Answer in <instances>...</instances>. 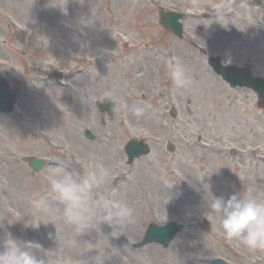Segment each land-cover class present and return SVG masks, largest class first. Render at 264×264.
I'll use <instances>...</instances> for the list:
<instances>
[{"label": "rangeland", "instance_id": "374dc122", "mask_svg": "<svg viewBox=\"0 0 264 264\" xmlns=\"http://www.w3.org/2000/svg\"><path fill=\"white\" fill-rule=\"evenodd\" d=\"M153 2L157 0H0V78L17 95L13 112L0 113V241L10 233L59 251L76 236L73 227L56 220L38 229L27 226L45 222L31 200L45 194L54 167L80 177L87 166L102 163L114 173L107 188L128 196L135 220L115 238L101 224L99 235L77 236L80 246L64 249V264H74L89 249L84 258L97 253L101 264H209L212 258L264 264V252H249L225 239L208 208L211 194L264 200V108L252 90L220 80L205 59L222 53L224 64H242L254 75H264V2L260 7L227 0ZM160 9L186 15L182 38L160 25ZM199 13L214 15L199 20L194 17ZM174 57L189 69L186 88H177L169 78ZM52 71H61L62 79H48ZM102 99L115 103L111 118L96 107ZM121 100L126 110L120 108ZM79 104L85 107L78 111ZM137 105L146 107L139 118L132 112ZM39 110L65 114L79 165L63 158L66 149L41 142L37 129L52 143L61 135L40 118ZM25 113L22 118L32 125L22 122ZM86 130L93 140L84 136ZM133 138L146 142L150 151L128 165L123 147ZM169 143L174 150H167ZM25 157L47 163L34 173ZM147 173L158 183L148 189L142 186ZM130 177L139 180L133 196L131 190L121 192ZM49 199L53 209L62 208ZM168 221L185 227L167 248L155 243L133 248L150 222Z\"/></svg>", "mask_w": 264, "mask_h": 264}, {"label": "clouds", "instance_id": "9594fccd", "mask_svg": "<svg viewBox=\"0 0 264 264\" xmlns=\"http://www.w3.org/2000/svg\"><path fill=\"white\" fill-rule=\"evenodd\" d=\"M168 74L177 88H186L191 84L189 69L178 57L168 63ZM119 106L125 110L128 108L122 100ZM145 111V106L132 108L137 118L142 117ZM113 176L114 173L102 163L87 166L80 177L62 167L51 169L45 194L31 200L33 208L43 214L45 222L37 221L27 226L38 229L42 223L62 221L73 227L76 236L66 239L56 251L55 248L45 249L37 241L18 240L8 233L0 241V264H64V249L78 248L80 245L76 237L87 233L97 221L108 224L112 237L123 234L125 226L135 220V209L116 189L107 188ZM211 196L209 215L219 221V229L225 239L237 242L249 252H264V200L239 193L227 198ZM49 197L62 208L53 209ZM165 224L157 227L162 228ZM55 236L57 239L56 229ZM48 238H52L51 233ZM87 252H81L74 264H101L102 257L97 253L94 257L84 258Z\"/></svg>", "mask_w": 264, "mask_h": 264}, {"label": "water", "instance_id": "95a60500", "mask_svg": "<svg viewBox=\"0 0 264 264\" xmlns=\"http://www.w3.org/2000/svg\"><path fill=\"white\" fill-rule=\"evenodd\" d=\"M182 14H179L176 12L172 13H166L163 14L161 23L166 27V29H169L171 32H173L175 35L181 36L182 33V25L178 21L180 19ZM209 64L212 66V69L218 74L222 76V79L228 81L232 86L234 85H242L243 87H249L258 94L259 99V105L264 106V79L263 78H257L252 77L251 72L246 68H237L236 66H222L220 64V60L218 57H210L209 58ZM14 95L11 94L9 90L8 83L0 79V111L4 112H10L12 111V104ZM107 110L111 112L112 106L109 104L107 105ZM88 137H91L90 133H87ZM147 145L143 144L141 141H130L125 149L126 153L128 155V161L131 162L133 160V157H138L141 155H145L148 153V147ZM168 149L172 150L173 145H168ZM28 165L34 169L39 170L43 164L44 161L42 159H36V158H27ZM158 225L150 223L142 241L140 243H137L135 246H141L145 243H151L156 242L159 244H162L163 246H167L174 238L177 232L182 229V225L177 224L176 222H169L166 223L164 227L158 228ZM213 264H225L221 260H213Z\"/></svg>", "mask_w": 264, "mask_h": 264}, {"label": "bare ground", "instance_id": "6f19581e", "mask_svg": "<svg viewBox=\"0 0 264 264\" xmlns=\"http://www.w3.org/2000/svg\"><path fill=\"white\" fill-rule=\"evenodd\" d=\"M96 63H97V59H96ZM99 68H101V66H99ZM81 73H83V75H84L85 71L81 70L80 74ZM58 89H62V88H58ZM81 107H85V104H79L78 107H77L78 111L82 109ZM25 116H28V114L25 113L23 116L21 115L20 118L25 117ZM39 116H40L41 119H44L47 122H51L55 126V128L57 127L56 130L59 133V135H61V139H57V141H55V143H52V139L47 137V134L44 131H42L41 129H39V130L37 129L36 131L38 133V136L42 139L41 142L49 143L53 147H55L57 150L66 149L67 152L61 154L63 156V158L67 159V161H70L74 166L79 165V162L76 159V156H77V153H78V150H77L78 147L76 145L75 140H73V135L69 132V131H71V129H70L71 126L69 124V121L67 119H65L66 118L65 114H63L61 112H58V111H55V112H53V114H50V115L47 114L46 115L44 110H39ZM22 122L26 123L28 125H30V124L32 125L34 123L32 121H27L26 118H22ZM75 137H76V135H75ZM77 137H76V140H77ZM214 152H215V149H214V151L212 153H214ZM145 176H146V178H144L145 181H144L143 185L141 184L142 186H145L148 189V188H150L152 186V184L153 185H157L158 184L157 182H155V180H154L155 178L151 177V179H150L149 173H147ZM4 181L5 182L6 181L10 182L12 184V182H11V180L9 178L6 179L4 177ZM137 181H139L137 178H135V177L131 178L130 177L127 180V186L126 187L123 186L121 192L128 193V191L131 190L132 194H130V195H132V196L136 195L137 192H138V190L136 188ZM123 197L125 199L128 198V196H126V195L125 196L123 195ZM129 202H131V201H129ZM98 224H101V225L105 226L109 231H112V229L108 226L107 223H104V222L100 223L99 221H97L96 223H94L93 228L90 229L86 233L87 236H91V234L93 232H96V234L99 235L98 232L96 231V228H97Z\"/></svg>", "mask_w": 264, "mask_h": 264}, {"label": "flooded vegetation", "instance_id": "af4514ba", "mask_svg": "<svg viewBox=\"0 0 264 264\" xmlns=\"http://www.w3.org/2000/svg\"><path fill=\"white\" fill-rule=\"evenodd\" d=\"M246 1V3H248V4H253L254 3V0H245ZM244 0H234V3L235 4H237V3H239V5L241 4V3H244L245 2ZM263 2H264V0H263ZM247 4V5H248ZM210 18V17H209ZM219 54H221L222 56H223V58L225 57L222 53H219ZM242 61V60H241ZM237 65H239V66H242V64H237ZM263 73H264V70H263ZM257 75H259V74H257ZM260 76H263L264 77V75H260Z\"/></svg>", "mask_w": 264, "mask_h": 264}]
</instances>
